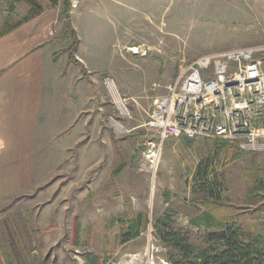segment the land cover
<instances>
[{"label":"rangeland","instance_id":"rangeland-1","mask_svg":"<svg viewBox=\"0 0 264 264\" xmlns=\"http://www.w3.org/2000/svg\"><path fill=\"white\" fill-rule=\"evenodd\" d=\"M70 1L67 26L101 56L91 70L111 106L102 117L107 156L96 172L70 161L50 180L38 174L35 195L0 200V264H170L159 219L168 216L198 242L206 227L191 220L202 214L218 222L251 214L264 201V153L240 152L220 139L173 138L160 149L145 127L153 99L199 56L264 44V0ZM19 3L0 0V26L27 15ZM106 76L133 99L124 122L132 131L121 138L107 120L114 108ZM135 220L139 235L121 239Z\"/></svg>","mask_w":264,"mask_h":264},{"label":"crops","instance_id":"crops-1","mask_svg":"<svg viewBox=\"0 0 264 264\" xmlns=\"http://www.w3.org/2000/svg\"><path fill=\"white\" fill-rule=\"evenodd\" d=\"M67 22L60 0L0 37V200L35 195L38 174L50 180L70 161L96 172L107 156L102 117L111 106L91 70L101 56ZM105 141L109 150L111 141ZM255 207L227 222L264 241V201Z\"/></svg>","mask_w":264,"mask_h":264},{"label":"built area","instance_id":"built-area-1","mask_svg":"<svg viewBox=\"0 0 264 264\" xmlns=\"http://www.w3.org/2000/svg\"><path fill=\"white\" fill-rule=\"evenodd\" d=\"M103 85L114 108L108 124L121 138L132 131L124 122L132 117L133 99L110 76ZM165 89L145 124L160 149L173 138L220 139L245 153H264V44L199 56L181 65Z\"/></svg>","mask_w":264,"mask_h":264},{"label":"trees","instance_id":"trees-1","mask_svg":"<svg viewBox=\"0 0 264 264\" xmlns=\"http://www.w3.org/2000/svg\"><path fill=\"white\" fill-rule=\"evenodd\" d=\"M14 1L25 2L30 8L28 14L17 25L41 15L45 11V4L55 8L60 2V0ZM62 3L70 23L71 1L62 0ZM12 28L10 25L0 26V37ZM69 31L74 32L71 25H69ZM75 45L76 43L71 46L70 53H73ZM210 221H215V224ZM191 222L196 228L201 225L206 227L198 242L194 241L190 230L176 228L168 216L159 219L158 236L170 249L168 253L170 264H264V241L253 236L237 223L218 222L216 218L207 213ZM140 224L141 220L131 222L129 233L122 235L121 239L128 237V240H131L137 237ZM78 231L79 226L77 233ZM98 263H100L99 258H97Z\"/></svg>","mask_w":264,"mask_h":264},{"label":"bare ground","instance_id":"bare-ground-1","mask_svg":"<svg viewBox=\"0 0 264 264\" xmlns=\"http://www.w3.org/2000/svg\"><path fill=\"white\" fill-rule=\"evenodd\" d=\"M128 50L133 54L145 55V52L142 53V50L139 47H129ZM157 155V154H156ZM150 157V156H149ZM157 157V156H156ZM156 161V160H155Z\"/></svg>","mask_w":264,"mask_h":264}]
</instances>
